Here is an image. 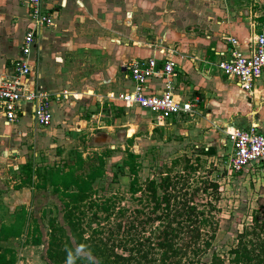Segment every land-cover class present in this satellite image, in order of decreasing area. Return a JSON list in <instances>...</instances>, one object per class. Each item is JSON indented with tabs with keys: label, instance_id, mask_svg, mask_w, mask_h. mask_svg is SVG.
Instances as JSON below:
<instances>
[{
	"label": "rangeland",
	"instance_id": "1",
	"mask_svg": "<svg viewBox=\"0 0 264 264\" xmlns=\"http://www.w3.org/2000/svg\"><path fill=\"white\" fill-rule=\"evenodd\" d=\"M253 2V5H250V0L66 2V7L59 10L63 15L60 21L62 27L56 24L57 27L51 28L66 30L61 31L63 35L58 34V37L49 42H43L37 49L38 62L36 61L33 69L36 75L46 77L50 85L54 84V89L66 90L67 108L75 110L72 107L75 92L83 93V103L77 106L78 110L69 113L65 123L58 118L49 127H37L28 123L26 128L19 131L21 133H1L0 252H6V260L14 257L13 264H53L48 250L53 225L56 229L64 230L62 233L57 230L56 237L62 238L64 243L66 238H69L76 251L74 258L64 264L82 263L84 260L79 259V256L88 253L83 249V244L79 245L73 227L64 219L66 202L70 199L65 197L61 190V177L55 178L59 189L55 191L48 172L51 169L58 170L62 176L67 171H73L84 176L91 172L93 167H101L99 175L91 184L87 200L99 203L111 195H116L121 206L133 210L138 204L129 192L131 176L125 163L130 160L127 157L129 153L135 155L140 184L148 178L156 177L160 169L166 171L167 168H174L173 172L181 169L185 156L192 164L199 166L192 178L197 181L217 179L218 189L210 197L200 191L195 200L197 203L210 201L213 204L211 212L217 223L213 245L223 257L228 258V251L237 243V235L243 229L254 226V216H257L259 225L264 227V164L258 163L259 165L248 170L229 173L227 157L223 155V152L226 154L229 149L225 151L223 146L217 149V146L213 145L219 150L215 152L206 145L203 137H200L205 134V129L200 127L201 119L197 116L193 120L186 118L171 126L151 129L152 125L147 116L136 109L126 112L127 110H118L114 105L110 113L113 116L111 126H107L108 118L104 117V114L89 117L85 115L91 107L95 108L96 95H105L110 89L116 90L115 93L119 92L122 81H127L125 72L121 78V68L129 63L128 57L130 54L131 57L134 56L135 50L146 52L149 49L169 47L183 62L184 59L190 60L193 54L199 56L200 53L194 52L190 45L199 49L206 44L204 42L207 36L211 40L214 39L215 31L208 29L209 21L204 20L207 12L213 16L214 23L211 26H221V21L229 22L225 17L228 12L231 18L240 17V12L244 18L252 14L250 24H253H249L251 30L254 27H263L264 0ZM218 9L221 12L218 13ZM174 34H184V37H175ZM73 35L81 40L77 49L69 57L58 61L56 56L59 55L56 52L64 48V41H72ZM220 36L216 35L218 38ZM252 36L253 32L248 39ZM203 38L205 40H202ZM228 38L238 39L227 34L223 36L222 43L226 44ZM238 40L241 43V40ZM81 44L83 47L80 49ZM124 52L131 53H127V58H124ZM132 58L130 62L137 60ZM113 63L116 64L115 76L103 81L107 69ZM87 87L93 89V95L84 94ZM186 90L188 92V88ZM186 97L191 99L190 96ZM246 111L252 117L257 109L254 105L247 107ZM121 114L125 117L120 116L114 120V116L119 117ZM148 115L151 116V113ZM85 116L88 119L85 123H80L79 120ZM254 116L257 117L256 114ZM246 121L248 118L244 125L241 121L227 123L232 128L236 127L233 125L245 126ZM78 123L82 129H79ZM223 125L220 121L217 130L223 131ZM186 131L189 134L186 135ZM219 137L221 138V134ZM228 145L230 146V142ZM178 159H181V163L172 166L171 163ZM25 165L30 169L23 167ZM90 213L87 208L86 214ZM87 222L88 217L82 222L84 227ZM92 226L96 227V223H92ZM90 232V229L85 231L83 238H88ZM36 240L39 242L35 243ZM115 250L120 252L119 248Z\"/></svg>",
	"mask_w": 264,
	"mask_h": 264
},
{
	"label": "trees",
	"instance_id": "2",
	"mask_svg": "<svg viewBox=\"0 0 264 264\" xmlns=\"http://www.w3.org/2000/svg\"><path fill=\"white\" fill-rule=\"evenodd\" d=\"M134 156L129 153L130 160L125 161L131 176L129 192L138 204L133 210L121 206L116 195L99 203L87 200L101 167H93L84 176L73 171L62 176L58 170L48 172L55 191H59L55 178L61 177V190L70 199L66 202L64 219L88 253L79 256L84 260L80 264H264V235H261L264 227L259 225L257 216L252 218V228H245L237 235V243L228 251V258L215 250L217 223L211 212L213 204L210 201L197 203L195 196L201 191L210 197L218 189L217 179L197 181L192 178L199 166L185 156L181 169L174 172V168L160 169L156 177L140 184ZM178 163L181 159L171 164ZM23 167L30 169L27 165ZM79 204L83 205L78 208ZM87 208L90 215L86 214ZM87 217L88 227H84L82 222ZM92 223H96V227ZM51 228L49 256L53 264H64L74 258L76 251L69 238L64 236V243L62 238L56 237L57 230L62 233L63 229L53 225ZM88 229L90 236L84 239ZM5 253L0 252V264H13L14 257L6 260Z\"/></svg>",
	"mask_w": 264,
	"mask_h": 264
},
{
	"label": "crops",
	"instance_id": "3",
	"mask_svg": "<svg viewBox=\"0 0 264 264\" xmlns=\"http://www.w3.org/2000/svg\"><path fill=\"white\" fill-rule=\"evenodd\" d=\"M68 0H44V6L48 11L52 13L55 18V26L60 24L61 17L63 16L59 10L66 7V2ZM249 1V0H248ZM250 5H253V0H250ZM255 3L257 0H254ZM27 0H0V72H10L12 69L13 62L16 58L20 56V46L22 44L24 34L28 28L30 23V13L27 7ZM237 10L236 7H233ZM218 13L221 12L220 9L217 10ZM246 12V11H244ZM256 12V11H255ZM64 13V12H63ZM238 16L236 18H231L230 13L228 12L225 17L229 19L227 21H217L221 26L212 25L214 21H212L213 16H210V12H207L204 20L209 21L208 29L215 31L213 33L214 39H210L207 36L206 44L199 49L197 47L190 48L197 52H199V56L193 54L191 59H184L183 62L182 58H178L174 53L170 52L169 47H161L155 49H149L146 52H142L141 50H135V54L132 57H128V62L130 63L131 58L133 59H147L149 57H155L158 60L159 65L167 58L166 53L168 56L172 57L174 61H176V72L177 77L174 79V85L177 91H180L184 99L187 100H195L198 99L196 105L193 109L192 115H187L181 119H174L172 122H168L166 124L156 125L155 122L152 120V115H148V111L139 108V107H126L123 102L110 98L109 94L115 93L116 90H108L105 95H96L97 101L95 108H90L87 115L89 116H96L97 114H104V117L108 118V125L111 126V121L113 120V116H111L112 109L114 105L118 110H138L140 113H143L147 116L148 121L152 126L151 129L158 127H167L173 124H177L181 122L183 119H194L195 116L198 119H201L199 122L200 127H203L205 130V134L201 135L203 137L206 145L210 146V149L216 152L218 148L223 146L225 151L230 148L228 145L229 140L226 135V129L230 128L231 126L228 125L227 122L230 121H241L242 125L246 121V125L250 123H254L258 126V129L264 131V73L260 80L257 82L256 87L253 92H248L247 90L242 89L237 83L233 80L228 79L223 72L216 68L215 62L218 59L217 52L222 51L225 49V43H222L223 36L229 34V36L236 37L241 40L242 44H245L248 40V37L254 30L257 28L254 27L251 30V26L253 22L250 24V20L252 19V14L248 16L241 17V13L238 12ZM247 15V13H244ZM203 20V21H204ZM249 24L251 26H249ZM255 24V22H254ZM53 26V27H55ZM56 26V27H57ZM50 28H38L35 37H34V44H33V51L31 54V73L28 76V83L29 86L33 89H41L46 91L51 98V113H52V122L51 124L56 121L58 118H61V122L65 123L66 117L69 115L70 112L78 110L77 106H80L82 101V92H75L73 96L75 100L72 103V107L75 110H70L67 108V97L68 93L66 90H57L54 89L56 87L54 84L53 86L50 85V81L46 79V77L42 78L39 74L36 75L34 72V66L37 61V49L43 45V42H49L54 37H58V34H62L61 31L66 29L55 30ZM59 27H62L61 24ZM53 30V31H52ZM221 30L219 33L218 31ZM63 35V34H62ZM175 35V34H174ZM216 35H221L219 38ZM176 36H183L184 34L175 35ZM73 40H66L63 43L64 48L60 50L58 53V61H62L66 57H69L77 48L78 43L81 41L76 35H73ZM64 39L65 36H64ZM180 40V39H179ZM202 40H205L203 38ZM73 42L75 44H73ZM61 44V43H60ZM76 45V46H75ZM80 49L83 47L82 44L79 46ZM128 47V51H130ZM181 49V48H180ZM241 49H245L244 45H241ZM63 51V52H62ZM184 51V50H183ZM140 52V53H139ZM166 52V53H165ZM76 53V52H75ZM127 53L131 52H124V58H127ZM144 53V54H143ZM184 53V52H183ZM186 54V53H185ZM114 55V54H113ZM131 57V58H130ZM196 61H195V60ZM193 60V61H192ZM40 61V60H39ZM38 62V61H37ZM125 65L121 72V78L129 72L128 64ZM113 63L110 68L107 69V73L104 76L103 81L105 79H112L115 76L116 64ZM126 78V77H125ZM127 81H122L123 85L119 92H123L125 90H132L133 89V82L126 78ZM123 80V79H121ZM45 81V82H44ZM164 88V82L162 80H158L156 78L150 79L145 84V91L148 93H156L161 91ZM188 88V92L186 90ZM118 92V91H117ZM65 93H67L65 95ZM71 93V92H69ZM72 94V93H71ZM86 96L93 95V89L91 87H87L84 91ZM186 96H190L191 99H188ZM64 97V98H63ZM66 103V104H65ZM64 104V105H63ZM256 106L257 111L252 114V117L248 115V111H246L247 107ZM22 106L26 110L24 115H19L18 119L15 123L11 125H7L4 121V118L0 115V136H2V132L7 134L9 132H19L22 128H26V125H35L34 119L32 117V112H30V105L29 103L23 102ZM96 109V111H95ZM202 114V115H201ZM256 114L257 117L254 115ZM82 117L79 122L85 123L88 117ZM124 118L123 114L119 115V117L114 116L116 120L117 118ZM244 116H247L244 117ZM224 124L223 131H218V127ZM219 122V123H218ZM227 123V124H226ZM51 124L49 126H51ZM149 124V125H150ZM80 126V124L78 123ZM85 125V124H84ZM210 125V126H209ZM48 126V127H49ZM237 126V125H233ZM38 127V126H37ZM103 128V127H102ZM79 129H82L80 126ZM130 128L128 129V131ZM3 134V135H4ZM189 134L186 131V135ZM221 134V138L219 135ZM220 138V139H219ZM208 141V142H207ZM216 145L217 149L214 148ZM219 151V150H217ZM225 153V152H223Z\"/></svg>",
	"mask_w": 264,
	"mask_h": 264
},
{
	"label": "built area",
	"instance_id": "4",
	"mask_svg": "<svg viewBox=\"0 0 264 264\" xmlns=\"http://www.w3.org/2000/svg\"><path fill=\"white\" fill-rule=\"evenodd\" d=\"M26 5L30 23L24 34L20 56L14 60L10 72H0V115L7 125H11L19 115L26 113L22 106L26 102L30 105L35 124L48 127L52 122L50 95L44 90L30 87L28 76L32 70L30 61L35 33L38 28L55 26V18L44 6V0H27ZM228 39L225 49L217 52L215 66L242 89L253 92L264 73V26L254 30L253 36L245 44L235 38ZM241 45L245 49H241ZM166 56L161 65L155 57L130 62L125 77L133 82V89L111 93L109 97L123 102L126 107L147 110L156 125L192 115L198 99H184L176 90V61L167 53ZM154 78L162 80L164 88L156 93H148L145 84ZM226 135L230 148L223 155L227 157L229 173L248 170L258 163L264 164V131L259 130L256 124L227 128Z\"/></svg>",
	"mask_w": 264,
	"mask_h": 264
}]
</instances>
